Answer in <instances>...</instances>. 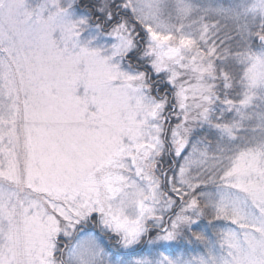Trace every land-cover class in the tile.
<instances>
[{
	"label": "snow or ice",
	"instance_id": "obj_1",
	"mask_svg": "<svg viewBox=\"0 0 264 264\" xmlns=\"http://www.w3.org/2000/svg\"><path fill=\"white\" fill-rule=\"evenodd\" d=\"M0 264H264V0H0Z\"/></svg>",
	"mask_w": 264,
	"mask_h": 264
}]
</instances>
